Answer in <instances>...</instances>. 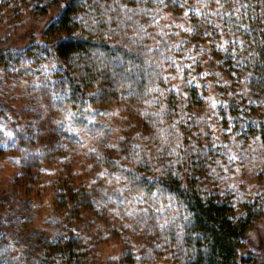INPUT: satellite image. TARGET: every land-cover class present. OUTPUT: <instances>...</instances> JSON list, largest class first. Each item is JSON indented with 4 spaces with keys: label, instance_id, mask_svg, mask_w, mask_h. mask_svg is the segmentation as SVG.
Here are the masks:
<instances>
[{
    "label": "trees",
    "instance_id": "obj_1",
    "mask_svg": "<svg viewBox=\"0 0 264 264\" xmlns=\"http://www.w3.org/2000/svg\"><path fill=\"white\" fill-rule=\"evenodd\" d=\"M53 8L0 43V264H263L264 0H0V28ZM42 194L58 230L23 233Z\"/></svg>",
    "mask_w": 264,
    "mask_h": 264
},
{
    "label": "rangeland",
    "instance_id": "obj_2",
    "mask_svg": "<svg viewBox=\"0 0 264 264\" xmlns=\"http://www.w3.org/2000/svg\"><path fill=\"white\" fill-rule=\"evenodd\" d=\"M56 12L57 10L53 8L48 14L38 18H30V19L25 18L22 22L21 20L20 21L17 20L16 22L13 23L4 21L1 25L2 28H0V43L3 45L10 46L12 48H19L25 46L30 35H33L34 37H38L41 28L45 26L51 18L54 17ZM14 23H16V26H14ZM9 26H14L16 27V29L11 30ZM16 93L17 91L7 93V98L10 101V106L12 107L11 108L12 110L14 106L17 107V110L20 109L24 101L23 99H19L18 97L14 99L12 95ZM11 99H13V101ZM89 146L90 144L87 147ZM84 147L86 148V144L84 145ZM0 165H1L0 166V211H4V206L1 205V198L8 189L7 187H8L9 178L13 175L15 168L5 163H1ZM250 169L259 171L262 169V167L261 166L250 167ZM253 173L254 171L250 172L251 175ZM253 180L256 183H253ZM262 180L264 181V172H263V176H259V179L250 176L246 177V181L250 185V189H254L257 185L259 186L262 185L261 183ZM44 197H47L49 199V195L45 196V194L44 195L42 194V197L35 201V204L40 206H38L37 211H35L33 219L26 221L24 226H22L21 231L23 233H28L29 228L39 229L41 231L43 230L45 233H53L54 230H58L57 227H53L47 222L50 218H52L53 214L51 212V207L49 205L50 199L49 200L42 199ZM78 225L79 224L75 226V231H78L83 234L87 232V230L84 229L82 230L80 227H78ZM80 225L82 224L80 223ZM248 250L258 251L264 254V215L249 230L245 245L242 248H240L239 255L241 256L246 254ZM118 252L119 249L116 245L114 244H111L109 246L104 245L102 255L105 260H108L110 257L117 255ZM161 264H165V263H161ZM263 264H264V258H263Z\"/></svg>",
    "mask_w": 264,
    "mask_h": 264
},
{
    "label": "snow or ice",
    "instance_id": "obj_3",
    "mask_svg": "<svg viewBox=\"0 0 264 264\" xmlns=\"http://www.w3.org/2000/svg\"><path fill=\"white\" fill-rule=\"evenodd\" d=\"M217 3H219V0H217ZM213 106H215V104H213Z\"/></svg>",
    "mask_w": 264,
    "mask_h": 264
}]
</instances>
